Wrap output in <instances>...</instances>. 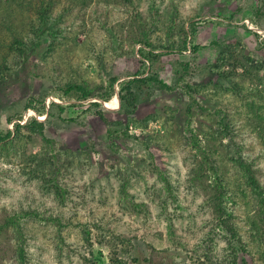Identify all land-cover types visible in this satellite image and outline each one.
I'll list each match as a JSON object with an SVG mask.
<instances>
[{
	"label": "rangeland",
	"instance_id": "obj_1",
	"mask_svg": "<svg viewBox=\"0 0 264 264\" xmlns=\"http://www.w3.org/2000/svg\"><path fill=\"white\" fill-rule=\"evenodd\" d=\"M255 30L264 0H0V264H264Z\"/></svg>",
	"mask_w": 264,
	"mask_h": 264
},
{
	"label": "trees",
	"instance_id": "obj_2",
	"mask_svg": "<svg viewBox=\"0 0 264 264\" xmlns=\"http://www.w3.org/2000/svg\"><path fill=\"white\" fill-rule=\"evenodd\" d=\"M38 1H40V0H38ZM31 3V2H30ZM32 5H33V3H32ZM50 2L49 1H47L46 2V5L45 6H37L38 8L36 9V11H39V15H40V17L42 18V16H43V11H45L46 10V12L48 11V9H50ZM42 7V8H41ZM12 42L13 43H18L19 42V38L18 37H15V38H13V40H12ZM12 42H10L9 43V46L12 44ZM144 44H142V43H140L141 45H143V46H145V47H147L146 45H145V42H143ZM138 52H139V54H140V57H142V58H147L148 57V55H149V53L150 52H146V53H144V51L143 50H141V49H139L138 50ZM7 55H9V52L7 51L5 54H3L1 57H0V72L2 71V70H6L7 69V63H6V56ZM127 85H128V80H123L122 82H120L119 84H118V89H119V91L121 92L122 90H123V88L124 87H127ZM110 86H112V84L110 85ZM185 93H186V95H187V97H189V99H190V101H189V104H188V106L186 107V109L187 110H189L190 111V107H191V105H193L194 103L196 104V105H193V107L195 108V107H197V108H201L202 106H200L199 105V103L197 104L196 103V98L193 96V94L190 92V90H189V88L187 87V86H185ZM70 90H75V91H77L78 93H79V97H81V98H88V97H91V96H94L95 95V93L96 92H94V90H91V89H86V88H83L82 86H80V85H77V84H68L67 86H66V88H65V92H67V91H70ZM108 95H111L110 93L109 94H107L106 96H108ZM105 96V97H106ZM91 103H94V102H91ZM27 107H30V105L29 106H27ZM60 109H61V107H60ZM206 109V108H205ZM208 112H210V110H207ZM46 113H47V111H46ZM41 122L42 121H37L35 118H33V117H28L27 119H26V121L24 122V124L26 123L27 125H34V126H37V127H41ZM17 126H20L19 124H15V127H17ZM17 129V128H16ZM15 129V130H16ZM13 134V133H12ZM11 133H9V132H6V134H5V137H2V136H0V142L2 141V140H5L6 138H8V136L10 135H12ZM194 141L193 142H195V144H196V146H197V143H198V139L196 138V136H194V139H193ZM242 164V163H241ZM242 167H245L244 169H246L247 168V166H242ZM211 168V167H210ZM251 173V171H250V169L248 170H246V174L248 175V177H250L251 179H252V181L253 182H250V184L251 185H256V183H255V181L253 180V177H252V173ZM50 181V180H49ZM257 195V196H256ZM255 198L260 202V206H263V208H261V211H262V213L264 214V198L262 197V195H260V194H258L257 192H255ZM219 197H220V193L219 192H217V194L215 195V201L217 202L218 201V199H219ZM215 202V203H216ZM216 205H218L217 203H216ZM15 222H16V220L14 219V218H7V220L4 222V225H11V226H13V227H15L18 231H20V227L17 225V224H15ZM223 222V221H222ZM224 223V222H223ZM224 227H225V231L227 232V233H231L232 235L233 234H235V232H234V230H233V228H232V225L231 224H225L224 225ZM18 252H21L22 251V248L19 246L18 247ZM131 262H135L134 264H137L136 262L138 261L137 260V258H135V257H132L131 258V260H130ZM89 264H94L93 262H90ZM114 264H126V262L125 261H123V260H120V259H118V260H116V262L114 263ZM182 264H204V262H202V261H200V260H195V261H193V262H185V263H182Z\"/></svg>",
	"mask_w": 264,
	"mask_h": 264
},
{
	"label": "built area",
	"instance_id": "obj_3",
	"mask_svg": "<svg viewBox=\"0 0 264 264\" xmlns=\"http://www.w3.org/2000/svg\"><path fill=\"white\" fill-rule=\"evenodd\" d=\"M257 33H259V40H260V38H261V36L262 37H264V35L260 32V31H258V30H255ZM116 98V97H115ZM51 100L49 101L48 99L47 100H45L43 103H42V105H41V107H40V110H38V111H36L35 112V110H31L29 107L26 109V112H24L22 115H21V117H20V119L19 120H17L16 122H18V123H21V124H23L25 121H26V119L28 118V117H33V118H35L37 121H43V119H44V115L46 114L45 112H46V110H47V108H48V103H50L51 101H57V99L56 98H50ZM111 99H109L106 103H108L109 101H110ZM106 103L105 102H102V105H103V107H105V108H107L108 107V105L106 106ZM113 108V107H112ZM43 111V112H42ZM9 130H11V128H9Z\"/></svg>",
	"mask_w": 264,
	"mask_h": 264
}]
</instances>
